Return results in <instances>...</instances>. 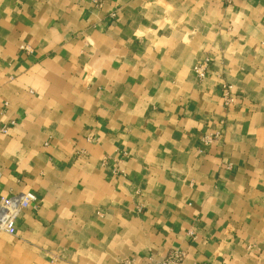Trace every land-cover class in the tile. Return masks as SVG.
<instances>
[{
    "label": "crops",
    "instance_id": "0c3cea01",
    "mask_svg": "<svg viewBox=\"0 0 264 264\" xmlns=\"http://www.w3.org/2000/svg\"><path fill=\"white\" fill-rule=\"evenodd\" d=\"M11 122L0 264H264V0H0Z\"/></svg>",
    "mask_w": 264,
    "mask_h": 264
},
{
    "label": "built area",
    "instance_id": "2783aa9c",
    "mask_svg": "<svg viewBox=\"0 0 264 264\" xmlns=\"http://www.w3.org/2000/svg\"><path fill=\"white\" fill-rule=\"evenodd\" d=\"M21 50H25L26 52L30 51L28 47H20ZM206 64H199L194 67V73L198 80H203L206 75ZM222 92V100L223 104L226 107L232 105L234 101V97L232 94V87L230 85H224L221 87ZM14 123L11 122L7 126H0V133L6 134L9 128ZM220 138L219 134L204 136L201 139V142L204 145H209L215 142ZM230 167V165H229ZM36 199L33 194L25 193L20 195L19 197H6L0 199V230L6 232L9 235H14L15 233V220L21 211L29 208L31 205L35 203ZM183 254L178 251H172L168 253V255L159 262H154L152 264H182L183 262Z\"/></svg>",
    "mask_w": 264,
    "mask_h": 264
}]
</instances>
